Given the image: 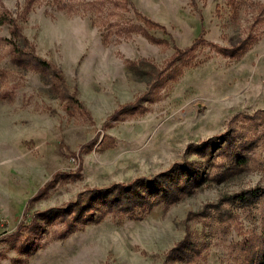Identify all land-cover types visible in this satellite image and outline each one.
I'll use <instances>...</instances> for the list:
<instances>
[{"label":"rangeland","instance_id":"1","mask_svg":"<svg viewBox=\"0 0 264 264\" xmlns=\"http://www.w3.org/2000/svg\"><path fill=\"white\" fill-rule=\"evenodd\" d=\"M13 45L81 107L50 70L14 64ZM262 110L264 0H0V264H259ZM139 179L154 192L140 182L131 210L92 199L66 231L60 211L72 219L84 190Z\"/></svg>","mask_w":264,"mask_h":264},{"label":"trees","instance_id":"2","mask_svg":"<svg viewBox=\"0 0 264 264\" xmlns=\"http://www.w3.org/2000/svg\"><path fill=\"white\" fill-rule=\"evenodd\" d=\"M127 1V0H126ZM135 17L140 20L143 25L147 28H159L164 30V27L162 25H159L158 23L148 19L145 16H142L140 13H138L137 11H134ZM18 27L15 25H12V30H11V35L13 37H18L20 38V34L18 31ZM141 34L147 39L149 40V42L153 43V44H164L167 45L166 41L157 39L151 35L148 34V32L143 28L140 29ZM203 32H201L198 37H196L194 39V41L192 42V45L190 47H187L185 49H180V48H174V53L171 56V58L169 59V61L166 63V67L167 68H171L172 66H174V63L176 61L182 60L183 58H185L186 56H188V54L199 44L205 42V40L203 39ZM242 49L241 45H238L236 47H233L231 49H227L225 50V52L227 54H229V56H234L237 52L239 53L240 50ZM11 60L14 64L19 65V66H25L28 64H32L42 70L45 71H51L53 77L55 78V80L57 81L58 85L61 86V89L64 91L66 98L72 103L75 104L78 107H81V104L77 101V99H75L74 96L70 95L67 87L65 86V83L60 75V73L46 60L41 59L37 56H35L32 52H28L20 47H17L16 45L12 46V57ZM163 70H165V67L163 68ZM163 70H159L156 75H155V81H159L161 79V75H162V71ZM149 95V92L145 93L144 95H142L141 97H139L138 99H136L135 102L133 103H129V104H125V105H121L118 107V109H116L112 115H110L109 119L110 120H116V118L118 117V114L121 110L123 109H128V110H134V108L136 107V105L141 102L142 100L146 99ZM68 111V109H67ZM84 111V108H83ZM262 112H264V110H262ZM261 113V112H260ZM107 120L105 122V125H107ZM109 124V123H108ZM108 126V125H107ZM141 180V181H140ZM140 182H145L146 184L150 185V189L153 190L152 192H154V189L151 188V184L150 181L146 180V179H139V180H135L132 181L129 184H117L115 186H111V187H104V188H92V189H86L83 191V193L80 194V196L78 198H84L82 201H84L85 203L80 207V205L82 203H79L78 201L73 202L71 204H69V206H71V208H73L75 211H77V213H75V215L73 216V220L67 218V211L66 209H61L60 212H63L62 218L64 220H66V222L68 223V229L70 230L71 228H73L75 225L74 223V219L79 218L81 220V222H83L84 224L87 223L88 221L92 220L93 216H94V207H92L89 204V201H91L92 199H98V203L101 204H105L108 205L109 208H112L113 206H117V208L122 207L125 210H131L130 208V201L127 198L126 194L131 192V197L133 194L135 193V187L140 183ZM131 190V191H130ZM38 195V193L35 195V197L31 198L27 204H30L33 202V199L36 198V196ZM124 196V197H123ZM123 197V200H121V198ZM138 197H136L137 199ZM239 199L242 200V202L244 201L245 198L244 194H240L238 196ZM125 202L124 206L119 205L120 203ZM130 208V209H129ZM80 210H82V212L80 213ZM119 212V211H118ZM44 215V214H42ZM34 220H31L28 227L29 228V232L32 230V228L34 227ZM26 225H24V223L19 224L18 228L19 230L25 229ZM62 232V236H64L65 232ZM251 245L247 246L244 245V251L246 252V250H251ZM259 264H264V252L261 255L260 258V262Z\"/></svg>","mask_w":264,"mask_h":264}]
</instances>
